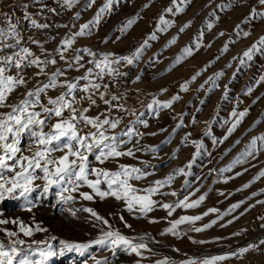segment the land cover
Segmentation results:
<instances>
[{
	"label": "rangeland",
	"instance_id": "374dc122",
	"mask_svg": "<svg viewBox=\"0 0 264 264\" xmlns=\"http://www.w3.org/2000/svg\"><path fill=\"white\" fill-rule=\"evenodd\" d=\"M28 3L30 0H0V27L6 26L3 14L9 13L13 22H18L25 39L28 36L41 40L55 37L45 44L47 49L52 50L57 47L66 33L78 31L80 24L91 20L104 0H95L91 7L87 6L88 0H78L71 9L62 8L57 0H43L47 5L43 9L40 4L30 5L27 11L32 13L33 18L39 23L49 25L48 28L39 30L33 28L30 21L24 19L25 9L20 5ZM146 3L149 7L143 8ZM221 3L231 4V7L220 9L217 6ZM169 6H172L171 0H119L110 12L102 16L99 24L93 27L92 34L78 38L73 47L86 46L97 52L110 51L117 55H128L144 39H149L151 33H156L157 39H149L150 46L145 49L138 61L132 65H119V70L127 75L119 77L116 83H111L106 75L103 82L110 84L112 92L124 96L120 102L125 103L136 113V116H132L113 110V115L124 117L123 123L116 131L124 129L129 121H147L146 125L135 123L134 126L144 135L133 138L132 143L123 147H133L139 141L138 147L156 145L158 151H137L133 157L123 156L96 166L115 170L118 164H131L144 168L151 174L142 180L132 181L138 188H144L152 181L163 179L174 169L185 166L196 151L191 141L199 140L203 148L190 169L191 175L175 176L171 185H165L160 189V192L164 193L175 191L177 196L156 195L153 198L161 203H171L182 199L185 195H188L190 200L205 195V200L197 208L187 210L177 208L171 216L168 215L167 210L159 206L154 207L152 212L144 216L136 210L129 212L122 200L117 201L111 196L104 199L95 197L91 201L78 198L74 202L64 204L58 200L55 186L46 195H41L42 190L37 189L29 197L34 205L31 211L27 210L23 198L9 197L0 201V219L11 221L19 218L33 227L39 222L41 227L48 229L46 232H34L32 237H24L20 234V238L30 242L32 239L48 240L54 236L55 239L50 240V243L56 250L61 247V241L86 242L94 239L100 229L107 226L90 218V214L82 210L92 208L108 219L113 229H118L124 235L136 237L148 234L146 242L151 251L145 252L142 264H155V261L163 260L165 257L168 258L169 264H182L183 261L192 258L202 259L206 256L223 255L248 243H258L260 239H264V220L260 218L264 216V203H259L264 201V193L261 192L264 189V177L255 179L264 169V151L255 158L249 157L247 162L234 165L228 171L223 173L219 171L235 159L252 136L264 133V81L257 83L260 76L264 75V53H255L247 65H240L238 59H233L239 57L259 36L264 35V18L249 17L248 22H245V17L251 9L256 8L260 11L264 10V6L259 4V0H190L189 4L184 6L183 12L166 14V19L175 23L167 31L160 32L157 29L158 17L163 9ZM49 8H55L56 12L49 11ZM213 10L219 20H215L213 28L208 29L206 23L208 19H214L209 17V13ZM77 12L80 13L79 19L75 18ZM137 12L141 16L137 23L127 33H119L118 27ZM189 20L192 21L190 27L179 33L180 27ZM236 25H239V29ZM201 30L204 32L200 40L201 46L198 49L194 48L193 54L180 64L171 67L174 58L183 47L186 45L194 47L195 38ZM237 31L241 32L240 36L236 35ZM244 31H249L251 35L244 37L242 35ZM220 32L224 35H219ZM176 35H179L176 43L166 48L167 42ZM116 36H121V39L117 41ZM226 43L228 49L223 51ZM29 46L37 55L41 54L36 45ZM81 54L85 66L79 70L75 68L66 70L69 79L83 75L86 68L91 66L88 63L91 58L87 53ZM67 55L71 56L73 52L69 51ZM63 66L64 61L58 60L56 67ZM53 70L52 67L48 69L49 72ZM26 71L31 75L36 69L33 67ZM198 71L201 74L195 81H191L190 78ZM220 71H223L224 75L217 80L219 87L209 91L211 82L205 84V81ZM138 75L141 77L139 81L136 80ZM44 79V76L35 77L28 87L31 88ZM185 81H190L188 90L181 88ZM201 84L205 85L203 89L200 87ZM248 87L252 88L251 93L247 92ZM162 88L167 91L161 92ZM61 90L59 88L55 91L49 90V95H56ZM24 91L25 89H19L18 92H14L12 101L22 96ZM153 94L161 101L169 100L173 96H179V99L167 108L154 106L153 109H148L147 105L151 103ZM78 95L83 93L78 92ZM97 103L99 107L92 108L90 115H96L105 109L106 106L102 101L98 100ZM245 108L249 110L248 113L229 135L227 129L233 120L232 110L242 111ZM193 119L196 120L195 124L192 123ZM181 120L183 124L178 127ZM206 121L210 123L206 125ZM209 127L211 134H207ZM189 133L191 135L188 136L187 142L182 143ZM28 143V138L25 136L21 142L22 149L26 148ZM174 152H176L175 157H173ZM90 159L94 160V157ZM144 161L148 164L145 165ZM37 172L39 174V170ZM186 180L187 184H185ZM35 183L42 184V181L37 180ZM244 184H249V187L244 188ZM81 190L90 191L86 187ZM253 193L257 195L253 196ZM240 201L243 203L239 208L224 215L231 205ZM212 207L219 209V213H209L201 221L196 222V226H202L216 220V223L211 224L209 228L194 232L187 231L186 226L181 225L180 228L185 230L178 236L164 233V229L170 226L169 221L182 215L200 214ZM68 208L76 209V215H71ZM121 216L123 220L120 219ZM152 218H155V222H152ZM126 224H130L131 228L126 227ZM5 228L18 231V225L0 224V241L7 244L9 237L3 231ZM261 248L264 249L263 246ZM263 252L264 250L250 251L242 258H229L220 264H248L253 256L258 260L253 264H264V257L260 255ZM92 256L97 258L107 256L111 264H135L137 259H141L134 253L129 254L124 251H117L115 257H112L109 251L93 246L83 257L75 252L65 253L64 256L51 258L49 264H84L85 260H89L91 264Z\"/></svg>",
	"mask_w": 264,
	"mask_h": 264
},
{
	"label": "snow or ice",
	"instance_id": "6c2138e0",
	"mask_svg": "<svg viewBox=\"0 0 264 264\" xmlns=\"http://www.w3.org/2000/svg\"><path fill=\"white\" fill-rule=\"evenodd\" d=\"M57 2L61 3L62 8L71 9L78 3V0H62V2L57 0ZM189 2L190 0H171L172 6L165 7L158 17L157 29L160 32L167 31L175 21L166 19V14L183 12L184 6ZM94 3L95 0H88L87 6L91 7ZM116 3H119V0H104L91 20L80 24L78 31L66 33L57 47L52 50L47 49L45 44L55 37L41 40L28 36L25 39L18 27V22H13L11 14H3L6 26L0 27V109H7V111H0V201L9 197L23 198L27 210L31 211L34 206L29 199L31 194L37 189H41V195H46L55 186L56 196L64 204L74 202L78 198L91 201L95 197L104 199L111 196L117 201L122 200L129 212L136 210L139 214L146 216L153 211L154 207L159 206L167 210L168 215L171 216L177 208L185 210L197 208L205 200V195H200L197 199L192 200L188 195H185L182 199L171 203H161L153 198L156 195L177 196L175 191L164 193L160 192V189L165 185H171L175 176L187 177L191 175L190 169L203 148V144L199 140L191 141L195 145L196 151L185 166L174 169L163 179L152 181L144 188H138L132 183L133 180L139 181L151 174L144 168L131 164H118L115 170L96 166V164L103 165L106 161L123 156L133 157L137 151H158L156 145L138 147L139 141L133 147H123L132 143L133 138L144 135L134 126L135 123L146 125L147 121H129L124 129L116 131L123 123L124 117L113 115V110L132 116H136V113L130 110L125 103L120 102L124 96L112 92L110 84L103 82L106 75L110 78L111 83H116L119 77L127 75L119 70V65H132L138 61L145 49L150 46L149 39H157L156 33H151L149 39H144L128 55H117L110 51L97 52L86 46L83 48L73 47L78 38L92 34L93 27L99 24L102 16L110 12ZM35 4H40L42 9L47 7L43 0H30L28 4H21L20 6L25 9L24 19L30 21L31 26L37 30L46 29L49 27L48 24L39 23L37 19L33 18L32 13L27 11L30 5ZM259 4L264 6V0H259ZM148 7V3L143 5V8ZM217 7L225 9L231 7V4L221 3ZM48 10L56 12L55 8ZM79 17L80 13L77 12L75 18L79 19ZM209 17H214V19H208L206 23V27L211 29L219 17L216 16L215 10L209 13ZM249 17L252 19L264 18V10L258 11L253 8L245 17V22H248ZM140 18L139 12L128 17L117 31L121 34L127 33ZM191 24V20L187 21L180 27L179 33H183ZM63 26L67 27V25ZM236 28L239 29V25H236ZM203 35V30L199 31L194 47L192 45L183 47L174 58L171 67H175L186 57L191 56L194 48L198 49L201 46L200 40ZM219 35H224V33L220 32ZM236 35L240 36L241 32L237 31ZM242 35L248 37L251 33L244 31ZM178 38L179 35L173 36L165 47L175 44ZM115 39L118 41L121 36H116ZM105 42H107V38H105ZM29 45H36L41 54L37 55ZM227 49L228 44L226 43L223 46V51H227ZM69 51H72L73 55L68 56ZM257 52L264 53V35L259 36L256 41L243 50L239 57L233 59H238L240 65H247ZM81 53H87L91 58L88 61L91 66L86 68L83 75L69 79L66 70L73 68L79 70L85 66L82 63L84 57ZM58 60L64 61L63 67H56ZM33 67L36 71L29 75L26 70ZM49 67L54 70L49 72ZM200 74L199 71L196 72L190 78L191 81H195ZM223 75V71H220L208 77L205 84L211 82L209 91L219 87L217 80ZM41 76H44L45 79L38 81L31 88L28 87L33 78ZM140 79L141 77L138 75L136 80ZM262 81H264V75L260 76L257 83ZM189 82L185 81L181 88L188 90ZM200 87L203 89L205 85L201 84ZM58 88L62 89L58 94L49 95V90L55 91ZM19 89H25V91L22 96L12 101V94L18 92ZM160 91L164 92L167 89L162 88ZM78 92L83 95H78ZM247 92L251 93L252 88L248 87ZM226 96L227 86L225 85V98ZM178 99L179 96H173L169 100L161 101L153 94V99L147 108L153 109L154 106L167 108ZM98 100L106 106L105 109L96 115H90L92 108L99 107ZM248 111L247 108L242 111L232 110L233 120L227 129L229 135L241 123ZM192 123L195 124L196 120L193 119ZM205 123L207 125L210 122L206 121ZM225 123L229 122L225 121ZM182 124L181 120L178 127ZM154 134L152 133V135ZM207 134H211L210 127ZM189 135L191 134L184 137L182 143L187 142ZM25 136L29 143L26 148L22 149L21 142ZM224 138L226 139L227 136ZM178 151L179 149H177ZM262 151H264V133L252 136L235 159L219 171L221 173L228 171L236 164L247 162L249 157L255 158ZM175 155L176 152L173 153V157ZM90 157H94V160ZM143 163L148 164L147 161ZM37 170H39V174ZM261 177H264V169L258 173L255 179ZM37 180L42 181V184L35 183ZM187 183L186 180L185 184ZM102 185H106V187H102ZM84 187L90 191H82L81 189ZM243 187L247 188L249 184H244ZM261 192L264 193V189ZM252 195L255 196L257 193ZM242 203L243 201H240L231 205L224 215L239 208ZM259 203H264V201H259ZM82 210L89 213L90 218H94L107 227H102L96 238L86 242L61 241L59 250L54 249L50 243V240L55 239L54 236L48 240L32 239L30 242L20 238V234H23L24 237H32L34 232L48 231L47 228L41 227L39 222L33 227L19 218H14L11 221L0 219V224L18 225V231L8 228L3 230L9 237V243L5 244L0 241V264H49L51 258L64 256L65 253L75 252L83 257L93 246H99V248L109 251L112 257H115L117 251L134 253L141 258L137 259L135 264H142L145 252L151 251L146 242L147 233L136 237L124 235L118 229H113L109 220L99 215L94 209L83 208ZM68 211L75 216L77 210L68 208ZM219 211L212 207L200 214L182 215L169 221L170 226L164 229V233L178 236L185 230L180 228L181 225H185L187 231L201 232L209 228L211 224H215L216 220L202 226H196V222L201 221L209 213H219ZM260 218L264 220V216ZM120 219L123 220V216ZM152 222H155V218H152ZM125 226L131 228L130 224ZM199 243H204V241H199ZM261 246H264V239H260L258 243H248L244 247H239L237 250L226 252L223 255L206 256L202 259L192 258L183 261L182 264H220L229 258H242L250 251L264 250ZM84 264H89V260H85ZM91 264H111V261L107 256L100 258L92 256ZM155 264H169V261L165 257L163 260L155 261Z\"/></svg>",
	"mask_w": 264,
	"mask_h": 264
},
{
	"label": "crops",
	"instance_id": "0c3cea01",
	"mask_svg": "<svg viewBox=\"0 0 264 264\" xmlns=\"http://www.w3.org/2000/svg\"><path fill=\"white\" fill-rule=\"evenodd\" d=\"M260 255H261L262 257H264V252H263L262 254H260ZM260 255H259V256H260ZM259 259H260V258H259ZM257 261H258V260L253 256L252 261H248V264H253L254 262L257 263ZM259 261H260V260H259Z\"/></svg>",
	"mask_w": 264,
	"mask_h": 264
},
{
	"label": "built area",
	"instance_id": "2783aa9c",
	"mask_svg": "<svg viewBox=\"0 0 264 264\" xmlns=\"http://www.w3.org/2000/svg\"><path fill=\"white\" fill-rule=\"evenodd\" d=\"M264 247V246H263Z\"/></svg>",
	"mask_w": 264,
	"mask_h": 264
}]
</instances>
